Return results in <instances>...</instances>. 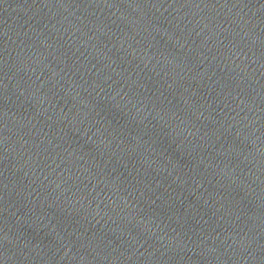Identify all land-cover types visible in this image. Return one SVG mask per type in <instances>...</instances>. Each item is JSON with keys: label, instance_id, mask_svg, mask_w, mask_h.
I'll list each match as a JSON object with an SVG mask.
<instances>
[{"label": "water", "instance_id": "95a60500", "mask_svg": "<svg viewBox=\"0 0 264 264\" xmlns=\"http://www.w3.org/2000/svg\"><path fill=\"white\" fill-rule=\"evenodd\" d=\"M0 264H264V0H0Z\"/></svg>", "mask_w": 264, "mask_h": 264}]
</instances>
